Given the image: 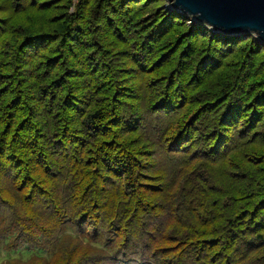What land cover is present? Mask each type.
<instances>
[{"label":"trees","instance_id":"trees-1","mask_svg":"<svg viewBox=\"0 0 264 264\" xmlns=\"http://www.w3.org/2000/svg\"><path fill=\"white\" fill-rule=\"evenodd\" d=\"M4 1L0 264H264L261 75L248 77L254 85L247 94L250 121L241 110L214 119L219 107L210 111L209 95L187 96L183 73L192 56L179 65L176 49L169 62L180 73L161 80L148 74L151 67L159 74L160 44L142 40L128 47L135 37H126L133 8L120 23L127 33L111 36L121 51L111 43V53L133 57L136 70L121 59L92 62L94 53H84L92 43L88 16L96 9L107 18L97 9L101 0H67L58 20L43 16L53 10L48 0ZM177 13L175 19L194 20ZM77 42L83 54L68 66ZM225 73L220 79L230 82L221 91L222 110L238 77ZM117 79L124 86L115 87ZM244 83L243 99L253 90ZM188 119L190 126H181Z\"/></svg>","mask_w":264,"mask_h":264},{"label":"rangeland","instance_id":"rangeland-1","mask_svg":"<svg viewBox=\"0 0 264 264\" xmlns=\"http://www.w3.org/2000/svg\"><path fill=\"white\" fill-rule=\"evenodd\" d=\"M48 1H50L51 8H53V10H50L47 14H43V16H51L57 20L62 19V17L59 16L65 13L64 4L67 0ZM77 1L79 3L80 0ZM103 1L104 0H101V4L98 1L99 6L97 9H102L106 13L107 18L100 16L99 11L94 9L93 13H91L86 20V28L88 29L87 31L89 32V38L92 43L91 49L84 51V53L87 54L90 51L94 53L95 56L94 60H91L92 62L97 61L100 63L104 61L107 65L118 64L117 61L121 59V57H118L120 53L113 57V54L111 53V43L115 44L117 47L116 51H121L122 45L115 42L111 36L113 34L117 37L122 32L127 33L128 29H124L120 23L123 13L127 11L128 8H130V10L133 8V14L136 19L132 23H127L129 25L128 27L132 30V33L127 34L126 37L131 35L135 37L131 36L132 40L130 39V41H127L128 47L131 48L138 45L142 42V40H145L146 42L152 40L156 42V45L160 44L159 59L155 63L157 64L159 74L154 75L153 72L155 67H151L149 70L147 69L148 74H153L152 76L158 77L161 75V80H166V75L169 74L172 78L177 75V72L180 73L179 66L169 62L176 57L174 52L177 49L179 51V54L176 57L177 64L186 65L190 62V60H192L188 71L185 70V73H183L186 76L184 86L189 92L187 95L189 100L195 97L196 90H199L200 92H204L209 95L208 99L210 102V111L219 107L214 114V119L221 116L223 111L226 112L229 110H235V114L240 110L242 113L246 111L247 114L245 117L249 121L252 117H254L251 115V109L249 108L251 107L253 99H249V97H247V94H252L254 91V85L252 84V80L248 77L258 74L259 76L261 75L260 78L264 79V46L262 45V40L260 41L255 38L257 36L253 37V35H243V37L238 41H229L233 39V36H226L223 33L215 32L195 19L192 22H188L186 19L179 20L178 17L175 19V14H178L177 12H183L173 9L172 4L167 0H150L149 2L141 0L138 3L130 4L125 3L127 0H112L115 8L112 6L108 7L106 0L105 4H103ZM0 2L4 3L5 1L0 0ZM52 4H54L55 8L52 7ZM67 15L69 16L68 13ZM154 16L156 19H154ZM83 23H85V20ZM203 25L207 28L201 27ZM217 38H220L219 42H217ZM225 40H228V43H224ZM79 44L80 43L77 42V50H74V55L68 59V66L75 63L76 57L78 60L82 56L83 53H80V49H78ZM70 45L73 46L75 44L71 41ZM121 56L122 59L119 62L126 64L128 69L131 70L132 68L133 70V67H136V65H133V57H131V59H126L122 54ZM190 56L192 57L189 60L188 57ZM57 60L58 58L55 59V62ZM87 68H89V66ZM95 68L98 69V67ZM224 72H226L225 74L237 73L238 77L232 76V79L235 77L232 83L234 91L230 93L232 96V102L229 101L231 96L228 94V100L224 105V110H222L223 107H220V105L223 103H220V100L226 98V95L222 96L221 91H225L227 89L225 86H227V83L230 82V80H226L224 78L220 79ZM97 74H99V72H97ZM112 75L115 76L116 74L112 73ZM241 75L242 83H240L239 86L238 78ZM133 79L134 77L130 78V80ZM161 80L160 82H162ZM80 81H82L81 78ZM244 81L246 82L244 84L247 86L249 85L250 87L248 88H253V90L249 93H245V98L243 99L240 88L243 87ZM166 83H168V81H165L162 85L163 91ZM78 84L81 85L80 83ZM223 85L225 86L223 87ZM121 86H124V81H118L117 79L115 87ZM126 86L132 88L136 85H134V83H127ZM212 91L217 93L219 96L218 99L215 98V100H213V95H211ZM129 92L131 93L129 94L133 96L134 93L131 91ZM77 94H79V92ZM125 94L128 93L125 92ZM169 97L170 94L167 93L166 98L168 99ZM184 101H186V99ZM181 103L183 104L184 102L180 101L179 106ZM232 105L234 109H232ZM242 106H244V110H242ZM234 113L232 114L234 115ZM239 114V116H241L240 112ZM180 124L183 127L185 125L190 126L189 119L181 120ZM180 172H185V169L183 171L180 170ZM90 231V226L85 229L86 233L90 234ZM84 244L87 245V243ZM99 264H104V262L101 261Z\"/></svg>","mask_w":264,"mask_h":264},{"label":"water","instance_id":"water-1","mask_svg":"<svg viewBox=\"0 0 264 264\" xmlns=\"http://www.w3.org/2000/svg\"><path fill=\"white\" fill-rule=\"evenodd\" d=\"M173 9L227 36L254 35L264 42V0H167Z\"/></svg>","mask_w":264,"mask_h":264}]
</instances>
